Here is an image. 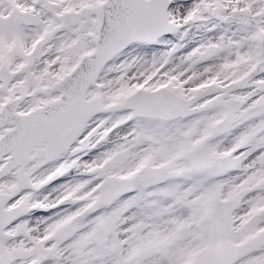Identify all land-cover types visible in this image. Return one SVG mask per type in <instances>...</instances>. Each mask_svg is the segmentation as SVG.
I'll return each instance as SVG.
<instances>
[{
  "label": "snow or ice",
  "instance_id": "obj_1",
  "mask_svg": "<svg viewBox=\"0 0 264 264\" xmlns=\"http://www.w3.org/2000/svg\"><path fill=\"white\" fill-rule=\"evenodd\" d=\"M0 264H264V0H0Z\"/></svg>",
  "mask_w": 264,
  "mask_h": 264
}]
</instances>
